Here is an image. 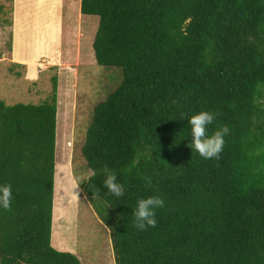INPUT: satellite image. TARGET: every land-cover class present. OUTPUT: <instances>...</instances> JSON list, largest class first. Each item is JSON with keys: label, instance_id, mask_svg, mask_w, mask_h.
Masks as SVG:
<instances>
[{"label": "trees", "instance_id": "1", "mask_svg": "<svg viewBox=\"0 0 264 264\" xmlns=\"http://www.w3.org/2000/svg\"><path fill=\"white\" fill-rule=\"evenodd\" d=\"M79 13L97 18L94 63L121 73L80 150L96 172L81 192L112 229L114 264H264V0H79ZM55 85L41 104L0 101V186L13 193L0 207V264H80L50 246ZM201 111L215 114L209 135L230 129L218 159L189 147L187 120ZM105 167L121 197L104 187ZM148 197L164 204L141 231L132 213Z\"/></svg>", "mask_w": 264, "mask_h": 264}, {"label": "rangeland", "instance_id": "2", "mask_svg": "<svg viewBox=\"0 0 264 264\" xmlns=\"http://www.w3.org/2000/svg\"><path fill=\"white\" fill-rule=\"evenodd\" d=\"M60 3L61 56L65 52L71 53L74 43H77L79 66L67 67L65 65L66 67H59V76H57L59 77L58 91L56 90L58 105L55 103L54 163L55 166L56 163L60 164V166L63 163L65 167L68 165L70 173L80 190V193L78 192L76 195L75 219L71 220L75 227L74 233L77 238L74 246V255L80 264H98L99 259H96V256L100 258L105 255V251L108 249V241L110 246L111 243L110 237L106 234L107 231L103 227V225H106L104 222L102 225V220L95 209V202L81 193L79 184L89 176V170L85 167L80 150L84 133L91 121L92 107L104 100L110 92L118 87L121 82V73L119 68L100 67L94 63L90 44L96 29L97 18L95 16H82L76 22L75 14L78 0H61ZM41 14L45 16L44 12ZM41 19L42 17L35 19L34 23H40ZM49 20L48 18V21L42 24V29L46 30L44 33L46 35L50 33L52 28ZM34 28L35 31H32L33 36L36 33L38 34L40 30L37 25H34ZM6 41L7 37L3 34L1 46L5 51L4 44ZM53 69L56 68L53 67ZM56 73V70L53 71L54 75ZM51 75L45 74L39 77L33 86L29 85V90L33 91L31 95H26L24 92L27 87L26 79L14 80L13 85L15 87L12 93L14 92L15 96H10L7 99V103L9 105L15 103L30 105L43 103L50 95L51 81H49V76ZM60 166L58 167L59 170ZM71 202H73V196ZM54 205L55 216L51 240L53 245L58 242V217L62 213L55 199ZM109 263L114 264L112 252Z\"/></svg>", "mask_w": 264, "mask_h": 264}, {"label": "crops", "instance_id": "3", "mask_svg": "<svg viewBox=\"0 0 264 264\" xmlns=\"http://www.w3.org/2000/svg\"><path fill=\"white\" fill-rule=\"evenodd\" d=\"M1 1V0H0ZM61 0H10V12L6 14L10 24L8 26L0 25V46L2 35L4 34L9 40V51H5L0 47V101L5 105L12 93L14 80L26 79L27 87L24 92L26 95L33 94L29 90V85L33 86L39 77L49 74L55 76L56 90L59 82V67H78L79 51L77 43L73 45L71 53L65 52L61 56L62 36L60 29V3ZM7 6V5H6ZM45 16L49 13V16ZM76 22L83 16L79 13V0L76 7ZM42 17L40 23H34L35 19ZM51 20V31L48 35L44 34L46 30L42 29V24ZM34 25L40 27L39 33L33 36L35 31ZM7 33V34H6ZM3 44V42H2ZM91 48V44H90ZM94 60V59H93ZM66 65V66H65ZM55 67L56 69H53ZM56 70V74L53 71ZM11 90V92H10ZM12 93V95H11ZM17 104V103H15ZM56 104L58 105V97L56 93ZM13 105V104H12ZM63 166V167H62ZM59 173L56 174V166L54 163L53 174V190H52V207H51V228H50V246L59 252H67L74 255V246L76 244V234L74 233V225L71 220L75 219L76 195L80 190L75 183L70 168L65 167L62 163ZM57 188V190H56ZM73 196V202L71 198ZM54 199L60 206L62 213L59 215L58 242L53 245L51 242L53 224H54ZM109 235L108 232H106ZM110 237V235H109ZM66 241V242H64ZM111 243V241H110ZM105 251V255L99 259L98 264H110L112 246L109 245ZM106 249V248H105ZM75 256V255H74ZM114 260V258H113Z\"/></svg>", "mask_w": 264, "mask_h": 264}, {"label": "clouds", "instance_id": "4", "mask_svg": "<svg viewBox=\"0 0 264 264\" xmlns=\"http://www.w3.org/2000/svg\"><path fill=\"white\" fill-rule=\"evenodd\" d=\"M214 116V113L201 111L197 114H192L187 120L190 125L191 137V144L189 147L205 159H212L214 157L217 159L219 158V154L221 153L224 144L223 137L230 132V129L227 126H224L209 135L207 126L213 123ZM181 118L183 119V114L181 115ZM101 171L105 176L104 187H106L108 192L114 196L121 197L125 192V188L122 184L117 182L115 173L107 167L103 168ZM95 174V170H89V177L94 176ZM96 195L98 198L99 190H97ZM12 199L13 193L11 185L5 184L0 186V207L4 210H10ZM163 204L164 201L159 197L139 199L135 211L132 213L135 217V227L141 231L145 230L147 227H155L157 223L155 219V210L159 207H163ZM101 223L103 225V221H101ZM103 227L109 235H111L112 229L107 228L104 225Z\"/></svg>", "mask_w": 264, "mask_h": 264}, {"label": "bare ground", "instance_id": "5", "mask_svg": "<svg viewBox=\"0 0 264 264\" xmlns=\"http://www.w3.org/2000/svg\"><path fill=\"white\" fill-rule=\"evenodd\" d=\"M59 166H60V164H57V163H56V174L59 173V169H58ZM51 240H52V239H51Z\"/></svg>", "mask_w": 264, "mask_h": 264}]
</instances>
